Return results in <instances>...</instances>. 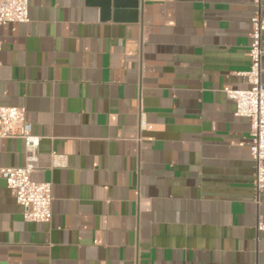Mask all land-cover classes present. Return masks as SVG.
Wrapping results in <instances>:
<instances>
[{
    "label": "crops",
    "instance_id": "0c3cea01",
    "mask_svg": "<svg viewBox=\"0 0 264 264\" xmlns=\"http://www.w3.org/2000/svg\"><path fill=\"white\" fill-rule=\"evenodd\" d=\"M116 1L29 0L0 27V109L40 138L53 214L25 222L0 180V264H264L250 126L223 91L248 88L252 0ZM24 162L0 138V167Z\"/></svg>",
    "mask_w": 264,
    "mask_h": 264
},
{
    "label": "built area",
    "instance_id": "2783aa9c",
    "mask_svg": "<svg viewBox=\"0 0 264 264\" xmlns=\"http://www.w3.org/2000/svg\"><path fill=\"white\" fill-rule=\"evenodd\" d=\"M29 0H0V27L28 20ZM250 18L249 68L242 74L248 84L246 90L223 91L234 104V116L246 119L250 126L249 153L254 166V199L264 192V82H262L264 0H252ZM0 138L21 140L25 162L22 167H0V180L22 209L25 222L49 223L52 219V185L38 183L31 175L37 169L40 138L33 134L23 108L0 109ZM258 229L264 224L259 221Z\"/></svg>",
    "mask_w": 264,
    "mask_h": 264
},
{
    "label": "water",
    "instance_id": "95a60500",
    "mask_svg": "<svg viewBox=\"0 0 264 264\" xmlns=\"http://www.w3.org/2000/svg\"><path fill=\"white\" fill-rule=\"evenodd\" d=\"M115 2H116V5H118L116 0H115Z\"/></svg>",
    "mask_w": 264,
    "mask_h": 264
}]
</instances>
